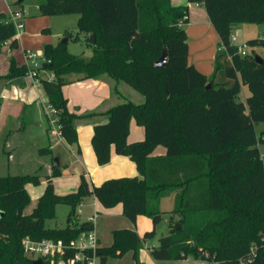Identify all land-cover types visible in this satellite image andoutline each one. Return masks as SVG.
Segmentation results:
<instances>
[{
    "label": "trees",
    "instance_id": "1",
    "mask_svg": "<svg viewBox=\"0 0 264 264\" xmlns=\"http://www.w3.org/2000/svg\"><path fill=\"white\" fill-rule=\"evenodd\" d=\"M188 1L204 5L220 37L210 75L188 61L187 34L181 26L188 22V5L175 6L171 0H35L43 16L79 14L78 29L93 48L87 58L71 53L67 43L43 46L46 61L38 69V79L48 103L58 111L62 137L76 145L78 121L93 122L98 163L110 162L114 146L117 154L136 163L141 176L91 185L81 175L78 188L65 194L55 192L53 178L62 175L55 160L50 174L0 176V264H31L23 247L25 237L69 241L93 229L90 220L78 225L77 208L90 197L107 208L122 203L123 215L134 225L139 215L150 217L154 225L143 237L134 228L113 230L112 243L96 250L100 264H111L109 258L128 250L136 258L164 213H169V232L150 249L154 259L264 264V156L259 148L263 136L255 129L257 122H264V54L253 49L243 56L231 41L239 24L264 26V0ZM6 17L0 12V51L8 40L12 49L18 47L16 27L5 22ZM90 34L95 35V43L89 41ZM247 44H264V31L262 38L249 39ZM165 48L168 62L158 67L155 62ZM28 71V65L12 55L9 71L0 78L22 86ZM105 75L131 85L144 102L126 99L105 111L70 112L62 88L74 81L72 76L80 80ZM244 85L250 94L243 101ZM99 116L107 122L98 121ZM132 118L144 127L145 137L128 142ZM159 145L166 153L153 156ZM43 178L44 193L32 212L25 213L31 201L26 185H39ZM172 193L173 209L162 210V199ZM60 203L70 206L67 225L46 227V219L55 217ZM252 247L251 260L241 263Z\"/></svg>",
    "mask_w": 264,
    "mask_h": 264
},
{
    "label": "crops",
    "instance_id": "2",
    "mask_svg": "<svg viewBox=\"0 0 264 264\" xmlns=\"http://www.w3.org/2000/svg\"><path fill=\"white\" fill-rule=\"evenodd\" d=\"M171 2L175 6H189L188 22L181 25L187 34L189 63L195 65L206 75L212 74L215 55L221 47L220 37L209 19L204 5L189 3L188 0H171ZM9 9L15 8L11 6V3L0 2V12L6 13ZM26 19L24 18L25 30L20 39H17L18 47L22 46L24 39H26V23H28ZM9 41L11 43V40ZM47 43L50 42L42 41L39 47L43 48L44 44ZM6 44L8 42L3 45ZM26 49L24 48V50ZM11 50V47L8 48L9 52ZM18 62L21 63L20 61ZM8 71L9 62L7 70L0 72V76L7 74ZM49 74L50 72L44 73L45 76H49ZM72 78L74 81L64 85L62 90L64 96L68 99L69 111L77 115L92 111H105L112 105L126 99L137 103L144 102V96L125 81L106 75L99 79L87 78L79 80L76 76H72ZM22 80L24 85L21 86L14 80L0 78V135L3 137V141L0 142V154L5 149L6 144L10 145L12 150L11 160L17 159L13 166L14 169H17V173L43 172V174H50V156L51 158L54 157V160L58 157L62 167V175L53 178L55 192L58 194L76 190L80 184L81 175H84L91 185H100L110 178L141 176L136 163L129 156L117 154L114 146L111 148L110 162L104 165L98 163L92 145L93 122L78 121V144L76 145H71L63 137L54 134L50 117L46 111L48 96L44 88L40 82L34 81L29 77H24ZM96 119L101 122H107V119L102 116ZM144 137V127L137 124L136 120L132 118L127 137L128 142L142 140ZM57 148H60V151ZM57 153L58 155L55 156ZM165 153L166 148L163 145H159L155 148L152 155L161 156ZM2 171L3 168L0 165V172ZM41 184L42 188H36L37 190L33 186L31 190L28 185L26 186L29 194L30 191L36 194L37 201L44 193L47 181L43 179ZM169 197L175 203V193H172ZM92 198L95 205L94 212L98 216L99 214H104L107 218H115L123 214L122 203L107 208L96 198ZM88 220L82 218L79 220L78 225ZM153 227V221L150 217L139 215L136 224L131 223L128 228L136 229L140 237H143ZM98 240L99 244L102 245L99 237Z\"/></svg>",
    "mask_w": 264,
    "mask_h": 264
},
{
    "label": "rangeland",
    "instance_id": "3",
    "mask_svg": "<svg viewBox=\"0 0 264 264\" xmlns=\"http://www.w3.org/2000/svg\"><path fill=\"white\" fill-rule=\"evenodd\" d=\"M18 0H2L3 3H11V6L15 9H22L24 18L28 20L26 26V39H24V44L18 48L12 49L10 52V41L8 44L3 45L0 51V72L6 71L8 68V62L10 57L13 55L17 61L25 63L28 67L39 69L44 60L42 57L29 58L25 55L24 48L35 50L39 53L43 52V48H40L42 41L50 42L56 44L61 42L64 38L68 37L67 42L68 50L76 55H82L84 57H91L93 55V50L91 46L88 45L87 36L85 32L78 29V20L80 15L76 13L64 14V15H51L43 16L40 14L38 5L35 0H24L21 4L17 2ZM264 26L260 24L242 23L233 28V33H237L236 44H245L249 39L262 38L263 37ZM20 39V38H19ZM255 52L259 55L264 54V44H256L251 47L248 46V50ZM250 94V91L246 85L242 87L240 94V99L245 100ZM255 129L258 136H263V141H259V148L264 156V122H257L255 124ZM3 141V137L0 135V142ZM60 151V148H57ZM57 151V152H58ZM12 150L10 145L6 144L4 150L0 154V165L3 171L0 172L2 176L9 175L10 173H17V169L13 166L15 161L11 160ZM55 154V156H57ZM50 168L52 171V164L54 162V157L50 156ZM43 173V172H42ZM0 175V176H1ZM44 179V178H43ZM28 188L31 190L33 187L36 189L42 188V184L34 185L28 183ZM26 185V186H27ZM33 186V187H32ZM36 189V190H37ZM31 201L25 209V212L29 213L32 211L33 207L37 203V196L33 191H30ZM94 199L88 198L84 203L78 206L77 210H81V214L78 215V223L82 218L91 219L95 213ZM174 201L171 198L166 197L162 200V209L164 211H169L173 209ZM70 211V206L68 204L60 203L56 206L55 217L46 219L45 224L48 228H63L68 223V213ZM176 218L177 215H174ZM123 220V221H122ZM95 225V231L97 236L100 238V243L102 245H109L113 241V230L130 227L131 222L123 215L120 214L119 217L107 218L104 214H99L96 220L93 221ZM169 232V213H164L161 221L155 226V233L152 238L147 239L144 242L143 247L138 250L136 258L134 257V252L132 250L126 251L121 257L109 258L111 264H210L209 261L200 259H174V260H156L150 254V249L158 244L159 238ZM144 234V233H143ZM206 257V256H205ZM95 264H100L99 258L95 259Z\"/></svg>",
    "mask_w": 264,
    "mask_h": 264
},
{
    "label": "built area",
    "instance_id": "4",
    "mask_svg": "<svg viewBox=\"0 0 264 264\" xmlns=\"http://www.w3.org/2000/svg\"><path fill=\"white\" fill-rule=\"evenodd\" d=\"M7 17L5 22H12L16 27L15 37L18 39L25 30L24 14L22 9H9L6 12ZM237 40V33L231 35V41L235 43ZM9 41V40H8ZM6 41L5 43H7ZM238 52L241 55L248 53V44H237ZM25 55L29 58L42 57L44 62L46 61L43 54L32 49H26ZM38 69L29 67V71L25 77H29L34 81L39 82ZM54 76L53 73L49 74V78ZM47 114L50 117V123L54 134L62 137L61 125L59 124L58 111L51 104L46 105ZM77 214H81V210H77ZM98 214L95 213L90 221L96 220ZM94 224V222H93ZM99 240L95 231V225L93 229L83 230L80 235L69 241L62 238H44L41 240H33L29 237L23 238V247L25 255L33 261L42 259L45 264H95L97 258L96 250L99 246ZM69 252H73L72 255H68ZM255 254V248L252 247L246 257L240 260L241 263L251 260ZM205 256H208L207 254ZM217 264V263H213Z\"/></svg>",
    "mask_w": 264,
    "mask_h": 264
},
{
    "label": "water",
    "instance_id": "5",
    "mask_svg": "<svg viewBox=\"0 0 264 264\" xmlns=\"http://www.w3.org/2000/svg\"><path fill=\"white\" fill-rule=\"evenodd\" d=\"M88 39L92 43H95V41H96L94 34H90ZM68 40H69V38L66 37L61 42L67 43ZM256 59L261 61V57L259 55L256 56ZM167 62H168V50H167V48H165L161 57L155 62V65L158 67H164V66H166ZM209 87H210V84H208V88ZM55 162L58 165H60V159L58 157L55 158ZM32 264H45V262L42 259H38V260L33 261Z\"/></svg>",
    "mask_w": 264,
    "mask_h": 264
}]
</instances>
